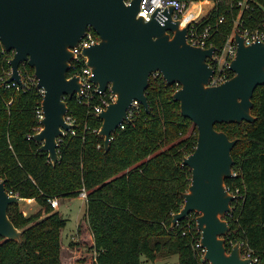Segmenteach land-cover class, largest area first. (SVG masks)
I'll list each match as a JSON object with an SVG mask.
<instances>
[{
    "label": "trees",
    "instance_id": "1",
    "mask_svg": "<svg viewBox=\"0 0 264 264\" xmlns=\"http://www.w3.org/2000/svg\"><path fill=\"white\" fill-rule=\"evenodd\" d=\"M239 1L215 0L200 22L213 27L210 43L216 49L232 34ZM248 3L240 15L242 26L264 28V0ZM203 4L194 5L190 13ZM0 51V181L6 182L8 192L34 199L40 207L26 216L19 203L9 205L8 216L23 234L20 243L0 237V264H61L66 220L48 199L75 198L82 189L87 193L86 222L95 251L92 264H153L173 255L178 257L176 264H208L196 247L197 214L171 227L191 181V170L182 161L197 143V128L172 98L177 86L167 85L160 74L152 75L146 89L149 111L140 106L113 134L107 151L98 135L101 121L93 111L97 94L93 92L89 103L66 97L74 134L61 137L59 158L52 164L40 145L28 139L41 127L36 110L43 95L36 88L34 69L20 64L23 86L16 88L6 82L12 53ZM252 101L254 122L217 123L215 129L237 140L231 152L236 175L225 181L236 195L226 216L227 246L240 243L243 252L257 259L255 264H264V85L254 90Z\"/></svg>",
    "mask_w": 264,
    "mask_h": 264
},
{
    "label": "water",
    "instance_id": "2",
    "mask_svg": "<svg viewBox=\"0 0 264 264\" xmlns=\"http://www.w3.org/2000/svg\"><path fill=\"white\" fill-rule=\"evenodd\" d=\"M141 0H0V49L11 52V75L7 83L23 86L19 66L34 69L36 88L43 90L41 129L32 136L52 164L58 156V139L72 128L66 121V97L80 94L79 76H68L72 51L88 29L99 41L83 47L81 56L91 70L89 80L99 93L110 89L116 100L97 116L98 135L109 149L111 136L124 121L134 100L146 112V89L150 77L160 74L167 85H179L172 98L181 114L197 128L194 151L182 164L191 170L190 185L183 193L181 209L172 215L171 227L196 213L200 245L208 264H251L242 257L240 243L227 246L229 222L236 196L226 187L232 177V149L237 140L215 129L217 123L254 122L253 93L264 85V42L246 44L237 32L235 57L230 63L233 76L210 86L213 68L208 60L214 46L202 48L187 41L189 25L180 28L173 8L157 10L150 21L138 16ZM1 52V51H0ZM21 198L9 194L0 181V237L21 242L22 229L14 226L8 207Z\"/></svg>",
    "mask_w": 264,
    "mask_h": 264
},
{
    "label": "built area",
    "instance_id": "3",
    "mask_svg": "<svg viewBox=\"0 0 264 264\" xmlns=\"http://www.w3.org/2000/svg\"><path fill=\"white\" fill-rule=\"evenodd\" d=\"M132 0H125L127 5L130 4ZM211 3V8L207 11L203 10V8H199V11L190 13L188 8L190 5L193 7L196 4L203 3ZM215 4V0H141L138 16H142L145 21H150L153 14L159 10L162 11L164 9H168L169 7L173 8V18L180 20V28H183L185 25H189L187 32V41L189 44L202 48L211 47L210 39L215 34L214 29L211 25L200 26L201 20L208 15L210 10ZM238 7H240V12L238 18L235 21V27L232 31V34L229 36L224 46L219 49L214 50L213 56L208 60L210 66L213 68V74L210 77L209 85L216 86L219 85L229 78H231L230 63L232 59L235 57L237 46L234 41L235 32L239 33L245 40L246 44H251L254 42H264V28H256L249 29L242 26V22L240 20V15L244 9L249 8L248 0H242L238 2ZM223 18L221 17L218 23H221ZM262 26L264 27V21L262 22ZM99 41V36L92 30L88 29L83 37L80 39L79 43L75 48L72 49L74 53V57L70 62V71L68 76L77 75L81 80V89L80 94H76L75 96L79 100L80 103H89L91 99L94 97L93 92L97 94V102L93 106V111L96 115H98L101 111H103L110 103L116 100V96L111 92L110 89L106 90L104 93H99L97 91V87L89 80V77L92 75L91 70L86 66V59L81 56V50L83 47L91 46ZM4 52L3 48H1ZM11 73V72H10ZM154 75H159L158 73ZM35 84L36 78L34 76ZM12 85L19 88V84L16 82H12ZM177 89L179 85L175 84ZM9 86V85H8ZM41 94L43 95V90L39 89ZM141 104L134 100L132 105L128 111V118L131 119V116L139 109ZM68 113V112H67ZM36 117L39 121L43 118L42 106L40 105L36 110ZM66 121L72 125V128L67 132L74 134V119L71 116L66 115ZM128 121H124L121 123L117 129H123L124 123ZM41 126V125H40ZM41 127L38 129V131ZM66 132V133H67ZM113 136V135H112ZM111 136V139H112ZM32 137L29 136L28 139ZM61 138L58 139V142ZM236 173L232 172V176H235ZM229 191V189H227ZM9 194H12L9 192ZM232 194V193H231ZM86 191L82 189L80 191L79 197L86 200ZM234 195V194H232ZM236 196V195H234ZM48 204L55 210L59 207V201L57 198H49ZM231 213V212H230ZM228 213L227 215H230ZM196 247L201 248V251L204 253L205 250L200 245V240L197 242ZM242 257L251 258L253 262L251 264H255L257 259L251 257L249 251H242Z\"/></svg>",
    "mask_w": 264,
    "mask_h": 264
},
{
    "label": "rangeland",
    "instance_id": "4",
    "mask_svg": "<svg viewBox=\"0 0 264 264\" xmlns=\"http://www.w3.org/2000/svg\"><path fill=\"white\" fill-rule=\"evenodd\" d=\"M203 10L211 8V3L203 4ZM192 6L188 8L191 10ZM24 215H32L40 210L36 202H19ZM58 212L66 220L61 231V264H92L95 259L92 235L86 222V201L78 197L59 200ZM176 255L158 258L153 264L177 263ZM152 264V263H149Z\"/></svg>",
    "mask_w": 264,
    "mask_h": 264
},
{
    "label": "crops",
    "instance_id": "5",
    "mask_svg": "<svg viewBox=\"0 0 264 264\" xmlns=\"http://www.w3.org/2000/svg\"><path fill=\"white\" fill-rule=\"evenodd\" d=\"M20 201L35 202L34 199H21ZM20 201H19V202H20ZM84 201H86V200L84 199ZM58 208H59V207H58ZM58 208L55 209V210L58 211ZM91 235H92V234H91ZM92 243H93V237H92ZM172 264H176V263H172Z\"/></svg>",
    "mask_w": 264,
    "mask_h": 264
}]
</instances>
